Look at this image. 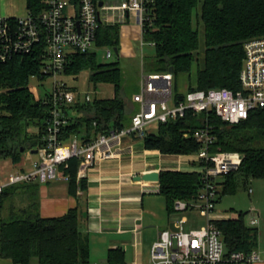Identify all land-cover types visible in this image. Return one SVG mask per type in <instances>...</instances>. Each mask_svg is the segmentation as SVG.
I'll return each instance as SVG.
<instances>
[{"label": "trees", "instance_id": "1", "mask_svg": "<svg viewBox=\"0 0 264 264\" xmlns=\"http://www.w3.org/2000/svg\"><path fill=\"white\" fill-rule=\"evenodd\" d=\"M25 1L26 9L33 14L48 6L46 0ZM72 1L79 6L77 0ZM100 1L107 0H94ZM143 5L142 40L153 47V53L142 56L144 71L159 73L172 68L173 80L186 73L188 90L241 88L239 73L244 43L264 36V0H144ZM121 24L99 21L94 48L74 52L67 58L64 75L77 76L87 70L89 84L95 88L99 83H109L113 95L95 96L65 109L67 122L59 132L64 142L73 136L88 141L98 133L126 128L138 109L133 94L128 96L125 92V74L119 63ZM101 47H110L114 53L116 48V60L99 61L97 49ZM38 48L0 62V158H10L13 163L19 162L26 151L40 147L46 132L50 105L37 99L29 87L32 76L46 78L40 74ZM193 65L196 68L191 81ZM69 109L76 115H70ZM205 120L215 136L210 151L242 155L239 167L223 177L217 201L223 195L234 194L253 178L264 179V107L251 110L246 119L237 123L224 121L213 111L195 114L188 110L184 117L156 123V131L147 132L143 138L144 147L164 154H195L200 144L190 133ZM184 132L189 133L184 136ZM78 165L76 157L59 165L72 187ZM78 182L85 189V179ZM38 185V181L15 183L0 192V208L7 211V216L0 219V257L10 259L13 264H33L34 260L37 264L89 263V238L79 227L77 208H70L60 216L42 217L38 211ZM201 185L196 171L159 172V193L165 199L168 213L174 211L175 199H191ZM15 196L23 205L13 202L6 205ZM246 213L238 210L229 218L215 221L224 243L225 259L218 264H236L227 260L232 252L255 248L257 228L245 221ZM107 262L126 264L123 250L109 249Z\"/></svg>", "mask_w": 264, "mask_h": 264}, {"label": "built area", "instance_id": "2", "mask_svg": "<svg viewBox=\"0 0 264 264\" xmlns=\"http://www.w3.org/2000/svg\"><path fill=\"white\" fill-rule=\"evenodd\" d=\"M77 2L79 6L72 0H46L48 6L45 9L37 14L26 9L22 16H7L0 12V62L14 54L35 52L40 46V74L46 78L53 77L51 90L44 96L39 97L31 90L37 99L50 105L43 144L36 148L38 158L31 160L28 171L0 174V192L15 183H43L54 179L59 165L66 164L71 157L79 159L77 178H82L87 168L95 162L116 155L123 136L135 135L143 139L148 132L146 127L150 124L184 117L188 110L195 114L213 111L222 120L237 123L246 119L251 110L264 107L262 36L250 38L244 43L239 90L217 87L207 90L185 89L174 94L173 73L141 72L139 91L132 95L138 109L132 115L128 127L111 130L107 134L98 133L88 141L73 136L64 142L59 132L67 122L65 109L94 98L88 90L71 86L58 77L64 75L67 58L74 52H86L94 48L99 21L125 23L130 14L141 26L142 36L144 0H107L102 1L101 6L94 0ZM140 45H143L142 38ZM104 56L111 57L112 50L106 49ZM203 122L202 126L190 133L200 144L199 151L195 153L198 163L194 171L200 174L202 185L191 199H175L173 209L178 213L197 211L205 217V222L198 228L185 230L188 217H178L174 221V228L161 230L151 244L150 264H218L225 259L221 232L215 225V221L221 218L216 216L215 207L223 177L239 167L242 155L239 152L210 151L215 136L206 120ZM188 133L184 132V136ZM251 191L249 187L248 192ZM247 214L248 225L255 227L259 223L258 209L251 206ZM227 260L236 264H256L264 261V250L234 251Z\"/></svg>", "mask_w": 264, "mask_h": 264}, {"label": "crops", "instance_id": "3", "mask_svg": "<svg viewBox=\"0 0 264 264\" xmlns=\"http://www.w3.org/2000/svg\"><path fill=\"white\" fill-rule=\"evenodd\" d=\"M2 1L4 7L0 12L11 15L7 14V11L12 12L11 5H7L6 0ZM123 29L128 32L121 33ZM121 31L119 54L124 58H133L137 52L132 46V41H140L141 26L136 18L129 14L126 22L121 24ZM94 93L96 94L95 91ZM112 95L113 91L107 97ZM68 113L76 115L73 109H69ZM32 154L35 153L26 151L20 161L15 163L17 167L14 171L30 170ZM25 160L30 163L28 161L29 164H26ZM197 163L195 154H164L157 149H146L143 139L126 135L122 137L121 146L114 157L95 162L87 168L86 175L82 177L86 182L85 189L79 186L80 178H77V174L76 183L72 187L61 167L58 168L54 179L39 182L38 211L42 217H55L63 215L70 208H77L79 227L89 238L90 253L87 264H109L108 250L115 248L123 250L126 264H144V251L149 247L148 256L150 255L152 241L158 237L161 230L174 228L177 218L171 219L170 216L179 213H168L165 201H162V205H159L162 211H158L162 215H158L153 201L155 198L159 201V197L155 196L161 195L159 181L137 180L134 176L150 170L194 171L197 169ZM255 186V191L247 190L250 195L248 209L263 204L264 182L255 181ZM146 194L152 195L149 199L151 201H145ZM18 205H23V202ZM163 210L169 216L165 217ZM144 212L150 213L154 219L149 217L144 221ZM215 214L221 219L233 215L219 209H216ZM146 235H149L148 238ZM254 249L261 251L264 247H258L256 244ZM0 264L13 263L8 258L0 257ZM256 264H264V261Z\"/></svg>", "mask_w": 264, "mask_h": 264}, {"label": "rangeland", "instance_id": "4", "mask_svg": "<svg viewBox=\"0 0 264 264\" xmlns=\"http://www.w3.org/2000/svg\"><path fill=\"white\" fill-rule=\"evenodd\" d=\"M7 5H11L10 8L12 10V12L7 11V14H11V15H7V16H22L26 13V7H25V0H13V1H9L6 0ZM13 5V6H12ZM4 7V3L2 0H0V11L3 9ZM125 28V27H123ZM126 29V28H125ZM125 29H123L121 31V33L123 32H128V31H124ZM132 35V33H131ZM200 37H201V33H200ZM142 38V36H141ZM138 42V41H137ZM135 41H132V46L134 49H136L137 55L133 58H124L119 54V63L120 66L122 67V69L124 70V78H125V92L126 94L129 96L131 94L136 93L137 91H139V87H140V77H141V72H146L144 71L145 69L142 67L143 63H142V56L143 54L147 55V54H151L153 53V47L149 45V43H145L143 42V45H140V41L137 43ZM141 46V47H140ZM110 47H101L97 49V54H98V60L101 62H110V61H115L116 60V55L113 52L112 48H110L112 50V56L107 58L105 57V51L106 49H108ZM198 56H200L199 61H201V56H202V50L200 49ZM139 57V58H138ZM195 68L196 66L193 65L192 71L190 73V77H191V81H194V72H195ZM88 71L87 70H83L81 71L77 76H73V75H59L58 77L62 78L63 80H65L69 85L71 86H75L76 88H79L81 90H88L89 94L92 96H97V97H107L110 96L112 94V85L111 84H106V83H99L96 85V87L94 88L91 84L88 83L87 81V77H88ZM188 75L186 73L183 74H178L177 78L175 80H173V91L174 94L177 92V90H180L181 92H183L186 88V84L188 82ZM174 82H175V86L176 89L174 87ZM52 83H53V77H47L45 78L43 81L38 80L36 77L32 76L30 78V82H29V86L31 88V90L39 97L44 96L47 92H49L51 90L52 87ZM94 91L96 92V94L94 93ZM72 110V109H70ZM72 112V111H71ZM131 123V122H130ZM129 123V125H130ZM128 125V126H129ZM148 132H155L157 129V125L156 123L150 124L149 126L146 127ZM32 159H37L38 155L32 154L31 156ZM29 160H25L26 164L28 163ZM17 165L15 163H13L10 158H0V173L1 176H3L4 174H7L10 171H14L16 169ZM255 181H260V182H264V179H260V178H253L251 179L246 186H240L238 187L237 191L234 194H226L223 195L220 199V201L216 204V209L225 211V212H229L230 214H235V211L238 210H242L245 211L248 209V207L250 206V195H248V187H251L254 191H255ZM264 191V189H263ZM253 194V192H252ZM253 196V195H251ZM145 197H147V199L145 200L147 201H151L149 200L150 197H152V195L146 194ZM155 197H159V201L155 198L154 199V207L157 210V214L158 215H162L160 212L158 211H162L160 209V204L162 201H165L164 197L162 195H157ZM18 196L13 197V198H9L6 202V205H9L10 203H17V204H21V202H19L18 200ZM153 200V199H152ZM162 205V204H161ZM257 209H259V223L255 226L257 228V245L258 247H264V192H263V204L261 206L256 205ZM163 213L165 215V217L169 216L166 211L163 210ZM177 213V212H176ZM181 215H186L188 217V222L184 225L185 226V230H189L191 228H198L200 226H202L205 222V217L201 214H199L197 211H188V212H184V213H179L178 215H171L170 218H178ZM7 216V211L5 208H0V219L5 218ZM153 218L154 216L150 215V213L148 212H144V221L147 220V218ZM157 217L155 216V219ZM245 221H248L249 215L246 213L245 215ZM149 235H146V238H148ZM153 242V241H152ZM151 242V243H152ZM149 248V247H148ZM146 249L144 251L143 254V262L144 264H150V255L148 256V250ZM149 258V259H148ZM33 264H37V262L34 260Z\"/></svg>", "mask_w": 264, "mask_h": 264}, {"label": "water", "instance_id": "5", "mask_svg": "<svg viewBox=\"0 0 264 264\" xmlns=\"http://www.w3.org/2000/svg\"><path fill=\"white\" fill-rule=\"evenodd\" d=\"M99 6L102 5V1L98 3ZM77 25L79 26V21H77ZM115 53L118 52L116 48H114ZM169 72L173 73V69L170 68ZM179 99L181 96L178 97ZM22 149V148H21ZM31 153H37V149L30 150ZM137 180H144V181H159V171L158 170H150L142 174H138L134 176Z\"/></svg>", "mask_w": 264, "mask_h": 264}]
</instances>
